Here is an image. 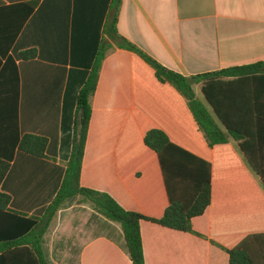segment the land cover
<instances>
[{
	"label": "crops",
	"instance_id": "1",
	"mask_svg": "<svg viewBox=\"0 0 264 264\" xmlns=\"http://www.w3.org/2000/svg\"><path fill=\"white\" fill-rule=\"evenodd\" d=\"M1 1L0 158L10 160L11 167L0 189L11 196L10 209L39 217L60 189L71 158L77 97L106 37L111 0ZM117 30L188 77L264 61V0H122ZM32 48L37 57L21 59L20 52ZM200 87L194 85L198 96ZM93 108L111 113L107 119L112 123L101 122L93 130L81 183L139 211L130 189L134 168H124L123 178L117 159L129 161L137 153L134 136L123 135L135 109L129 51L116 45L108 51ZM158 109L154 114L161 126L194 142L178 108L164 103ZM26 134L48 138L47 157L19 149ZM230 143L264 192L237 141ZM145 163L147 196L154 207L164 185L155 154L148 151ZM210 221V209L193 219L197 235L143 220L146 264H230V254L209 237ZM43 248L51 264H133L121 225L80 197L68 199L58 211ZM249 250L254 264H264V244Z\"/></svg>",
	"mask_w": 264,
	"mask_h": 264
},
{
	"label": "trees",
	"instance_id": "2",
	"mask_svg": "<svg viewBox=\"0 0 264 264\" xmlns=\"http://www.w3.org/2000/svg\"><path fill=\"white\" fill-rule=\"evenodd\" d=\"M121 3L111 0L106 37L79 91L71 158L56 196L42 216H27L10 209L11 196L0 189V264H51L44 252V236L58 211L73 197L93 203L99 214L121 225L133 264H146L143 220L200 235L193 219L208 209L212 243L230 254V264H254L249 249L264 244V192L230 140L237 141L247 165L264 186V61L185 76L118 32ZM29 5L35 8L37 2ZM114 45L131 53L135 109L123 135L134 136L137 153L129 161L119 155L117 159L123 178L124 168H134L130 189L139 211L125 208L105 190L81 183L93 130L101 122L105 126L112 123L107 119L111 113L103 115L93 108V99L107 53ZM37 55L35 48L19 54L23 60ZM195 84H201L204 99L197 95ZM164 103L178 108L186 118L185 132L194 136L193 143L161 126L154 114L159 109L154 108ZM48 143L45 136L26 134L18 147L45 158ZM148 151L155 154L164 185L154 207L147 196ZM10 167V160L0 158V187Z\"/></svg>",
	"mask_w": 264,
	"mask_h": 264
},
{
	"label": "rangeland",
	"instance_id": "3",
	"mask_svg": "<svg viewBox=\"0 0 264 264\" xmlns=\"http://www.w3.org/2000/svg\"><path fill=\"white\" fill-rule=\"evenodd\" d=\"M197 91H198L199 96L204 99L201 87L199 89H197Z\"/></svg>",
	"mask_w": 264,
	"mask_h": 264
}]
</instances>
